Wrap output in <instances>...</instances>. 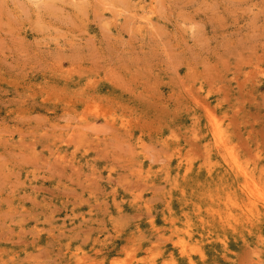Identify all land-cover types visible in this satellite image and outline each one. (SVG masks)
<instances>
[{
  "label": "rangeland",
  "instance_id": "1",
  "mask_svg": "<svg viewBox=\"0 0 264 264\" xmlns=\"http://www.w3.org/2000/svg\"><path fill=\"white\" fill-rule=\"evenodd\" d=\"M0 264H264V0H0Z\"/></svg>",
  "mask_w": 264,
  "mask_h": 264
},
{
  "label": "bare ground",
  "instance_id": "2",
  "mask_svg": "<svg viewBox=\"0 0 264 264\" xmlns=\"http://www.w3.org/2000/svg\"><path fill=\"white\" fill-rule=\"evenodd\" d=\"M212 123H213V122H212ZM217 125H218V124H217ZM214 127H216V126H214ZM215 130H216V129H215ZM214 132H215V131H214ZM221 143H222V142H221ZM224 143H225V142H224ZM224 143H223V144H224ZM223 144H222V145H223ZM223 146H224V145H223ZM226 146H227V145H226ZM223 148H225V147H223ZM235 163H236V162H235ZM236 167H237V166H236ZM236 167H235V168H236ZM230 171H231V170H230ZM243 174H244V176L246 175L245 173H243ZM239 175H240V174H239ZM246 176H247V175H246ZM246 176H245V177H246ZM243 180H244V179H243ZM248 180H249V179H248ZM245 182H246V181H245ZM248 183H250V182H248ZM248 183H246V184H248ZM248 185H249V184H248ZM245 187H246V186H245ZM247 187H249V186H247ZM252 187H254V186H252ZM249 189H250V187H249ZM249 189H248V190H249ZM255 190H256V188H255ZM244 191H245V190H244ZM246 191H247V189H246ZM249 191H250V190H249ZM250 192H251V191H250ZM250 192H249V193H250ZM256 192H257V191H256ZM252 194L254 195V193H252ZM259 194L261 195V192H260ZM247 195H248V194H247ZM262 195H263V194H262ZM255 196H257V194H255ZM258 196H259V195H258ZM258 196H257V197H258ZM249 197H250V196H249ZM253 197H254V196H253ZM250 198H251V197H250ZM254 198L256 199V201L258 200L256 197H254ZM251 199H252V198H251ZM259 200H261V199H259ZM262 203H263V202H262ZM251 208H252V207H251Z\"/></svg>",
  "mask_w": 264,
  "mask_h": 264
}]
</instances>
